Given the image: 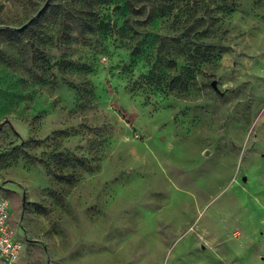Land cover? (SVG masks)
<instances>
[{
  "label": "rangeland",
  "instance_id": "1",
  "mask_svg": "<svg viewBox=\"0 0 264 264\" xmlns=\"http://www.w3.org/2000/svg\"><path fill=\"white\" fill-rule=\"evenodd\" d=\"M191 1L0 0L19 264H264V0Z\"/></svg>",
  "mask_w": 264,
  "mask_h": 264
},
{
  "label": "built area",
  "instance_id": "2",
  "mask_svg": "<svg viewBox=\"0 0 264 264\" xmlns=\"http://www.w3.org/2000/svg\"><path fill=\"white\" fill-rule=\"evenodd\" d=\"M11 218L9 201L0 198V264H19L24 249Z\"/></svg>",
  "mask_w": 264,
  "mask_h": 264
},
{
  "label": "trees",
  "instance_id": "3",
  "mask_svg": "<svg viewBox=\"0 0 264 264\" xmlns=\"http://www.w3.org/2000/svg\"><path fill=\"white\" fill-rule=\"evenodd\" d=\"M172 2H174V1H172ZM170 7L174 8V5H171ZM186 8H187V11L189 12V21H191L192 19H194L195 16H197L196 13H197V10L199 7L197 6L196 3H194V1L187 0ZM200 19L203 21V20H205V17L201 16ZM189 24H190V22H189Z\"/></svg>",
  "mask_w": 264,
  "mask_h": 264
},
{
  "label": "water",
  "instance_id": "4",
  "mask_svg": "<svg viewBox=\"0 0 264 264\" xmlns=\"http://www.w3.org/2000/svg\"><path fill=\"white\" fill-rule=\"evenodd\" d=\"M213 86L216 87L215 83H213Z\"/></svg>",
  "mask_w": 264,
  "mask_h": 264
}]
</instances>
